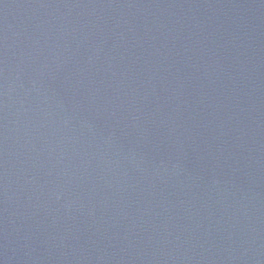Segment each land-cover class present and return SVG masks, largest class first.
Masks as SVG:
<instances>
[{"label": "water", "instance_id": "water-1", "mask_svg": "<svg viewBox=\"0 0 264 264\" xmlns=\"http://www.w3.org/2000/svg\"><path fill=\"white\" fill-rule=\"evenodd\" d=\"M0 264H264V0H0Z\"/></svg>", "mask_w": 264, "mask_h": 264}]
</instances>
